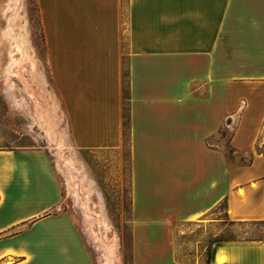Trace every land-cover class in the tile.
I'll return each mask as SVG.
<instances>
[{"label":"crops","instance_id":"obj_1","mask_svg":"<svg viewBox=\"0 0 264 264\" xmlns=\"http://www.w3.org/2000/svg\"><path fill=\"white\" fill-rule=\"evenodd\" d=\"M36 3L72 146H128L132 264H182L174 228L222 204L263 237L213 242L209 264H264V0ZM63 204L45 149L0 147V264H96Z\"/></svg>","mask_w":264,"mask_h":264},{"label":"rangeland","instance_id":"obj_2","mask_svg":"<svg viewBox=\"0 0 264 264\" xmlns=\"http://www.w3.org/2000/svg\"><path fill=\"white\" fill-rule=\"evenodd\" d=\"M230 133L221 147L230 161ZM43 148L59 175L64 208L75 213L96 264H132L130 167L125 144L117 151H82L72 146L62 100L52 81L36 0H0V147ZM213 227L174 228L177 256L204 264L216 240L262 239L261 225L232 223L222 206ZM208 221V220H206Z\"/></svg>","mask_w":264,"mask_h":264},{"label":"trees","instance_id":"obj_3","mask_svg":"<svg viewBox=\"0 0 264 264\" xmlns=\"http://www.w3.org/2000/svg\"><path fill=\"white\" fill-rule=\"evenodd\" d=\"M124 78H127V73L124 74ZM128 91L127 89L124 90V135L125 137L127 136V131H128V107H127V103H128ZM225 211L226 209V206L225 204H222L221 205ZM223 241H226V240H216L214 242H223ZM210 251H211V247L207 248V251H206V261H205V264H209V259H210ZM177 259L179 262H181L182 264H190L188 261L184 260L183 258L177 256Z\"/></svg>","mask_w":264,"mask_h":264}]
</instances>
